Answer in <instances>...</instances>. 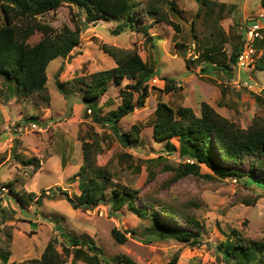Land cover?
Listing matches in <instances>:
<instances>
[{
	"label": "rangeland",
	"instance_id": "1",
	"mask_svg": "<svg viewBox=\"0 0 264 264\" xmlns=\"http://www.w3.org/2000/svg\"><path fill=\"white\" fill-rule=\"evenodd\" d=\"M169 1L176 6L177 12L170 11V17L179 29L158 21L148 30L152 41L146 39L141 26L153 17L140 18L134 28L128 26L115 35L116 20L90 21L84 9L72 4L65 3L37 15V20L55 30L63 26L75 28L79 22L81 43L68 57L50 62L49 104L38 95L19 98L12 94L10 100L0 97V264L40 258L50 241H54L66 264H72L76 248L68 239L70 234L94 241L104 251L98 255L89 251L90 258L83 255L74 264H106L103 257L109 264H116L113 257L119 255L128 256L137 264H169L174 258L175 264H230L217 245L226 237H233V228L264 241V184L252 181L250 176L246 186L239 177L214 180L188 174L168 185L174 171L167 165L177 167L190 160L187 156L182 158L178 151L168 152L167 141L153 136L159 102L176 109L190 106L198 115L206 102L242 127H248L255 117L264 118V69L256 66L260 51L242 66L232 65L227 72L203 66L211 55L219 65H230L237 37L246 36L255 21L264 24V7L261 0H217L226 3V8L216 20V16L208 19L204 14L198 15L197 0ZM43 36L37 31L29 42L34 44ZM104 44L136 49L153 69L144 105L116 123L120 133L133 131L135 125L139 127L138 137L129 146L120 142L105 117L118 108L121 91L134 81L111 80L108 91L98 102L85 103L81 98L93 73L117 65L104 50ZM213 45L217 49H210ZM262 45L264 48V42ZM56 77L73 89L68 97L59 91ZM168 78L174 80L170 91L166 87ZM13 88L14 83L9 87L6 84L4 94L9 95ZM134 95L136 103L138 93ZM99 107L100 114L93 109ZM96 113L98 117L102 115L101 121L96 120ZM32 122L36 127L32 128ZM96 138L101 142L99 163L108 167L112 184L104 202L94 207L74 208L64 194L59 198L55 195L64 191L77 199L81 184L87 179L86 174L79 175L82 143ZM172 141L177 143L175 139ZM160 156L163 158L157 159ZM239 169L243 173L251 170L249 164ZM201 172L212 173L204 164ZM9 182L15 183L20 192L39 195L42 189H49V194L42 204H37L36 199L24 204L3 187ZM123 185L174 203L195 202L203 228L200 241L192 246L174 238L157 237L152 233L151 218L138 215L128 203L113 204L116 188ZM256 194H261L256 204L242 202L243 196ZM113 228L125 232V242L114 239ZM82 248L88 250L87 246ZM7 252H10L9 261L4 262L2 256Z\"/></svg>",
	"mask_w": 264,
	"mask_h": 264
},
{
	"label": "trees",
	"instance_id": "2",
	"mask_svg": "<svg viewBox=\"0 0 264 264\" xmlns=\"http://www.w3.org/2000/svg\"><path fill=\"white\" fill-rule=\"evenodd\" d=\"M200 3L198 15L211 19L224 12L226 3L217 0H197ZM68 3L84 9L90 21L99 19L110 21L114 19L117 25L113 34H120L121 31L131 26L134 28L135 21L140 18L153 17L151 22H145L141 28L147 34L146 39L152 41V35L148 30L158 21L173 25L175 29L179 26L170 17V11L177 12L176 6L169 0H0V97L12 98L11 95L25 98L38 95L48 104L50 95L47 86V69L50 62L58 57L66 58L81 43L82 28L76 22L75 28L63 26L55 30L48 24L37 20V15L51 9H58L61 5ZM264 7V0H261ZM41 31L44 36L32 44L29 39ZM262 37L254 42L256 52H261L257 58L256 66L264 69V27L261 29ZM238 41L233 45L230 58V65H219L213 61L206 60V69L231 70L236 65L240 53L243 51L245 35L240 34ZM221 40L225 41L224 38ZM210 49H217L215 45ZM103 48L110 54L117 65L110 69L97 71L92 74L91 81H87V87L81 96L85 103L98 102L110 85L111 80L120 82L128 78L134 82L124 88L122 102L117 109L109 111L105 119L112 125L118 139L124 145L129 146L133 139L138 137L139 127L135 125L134 130L129 133H120L116 123L121 118L130 114L136 107L144 105L149 96L147 82L153 76V69L148 67L136 49L121 48L112 44H104ZM259 52V53H260ZM200 56V53L198 54ZM197 55V57H198ZM196 57V58H197ZM205 57V56H204ZM199 58V57H198ZM204 68V70H206ZM14 83L13 91L9 95L3 92V86L9 87ZM67 82L60 81L56 77V84L59 91L68 97L73 89L66 87ZM174 80L167 79V91L173 89ZM15 93V94H14ZM138 93L137 102L134 101V94ZM91 110V106H87ZM101 113V108L98 110ZM96 120L101 121L102 115ZM35 119V116H33ZM136 134V135H135ZM153 136L156 140H166L168 152L178 151L182 158L190 161H183L177 167L167 165L168 169L174 171L168 185L174 180L193 174L196 177L210 179L239 177L249 185L250 176L252 181L264 184V118L255 117L248 127H242L239 123L221 115L210 104L203 102L201 114H197L190 106H179L177 109L165 102H159L155 110L153 122ZM175 139L177 143L172 140ZM83 163L79 175L86 174L87 179L81 184L80 193L74 198L64 191L56 194L55 197L64 194L74 208L94 207L106 200L108 186L112 184V176L106 164L99 163L98 153L101 151L99 138L93 141H83ZM160 156L157 159H162ZM206 165L212 173H202L201 165ZM243 164L250 165L248 173L241 172L239 167ZM84 176V175H83ZM260 176L261 178H257ZM14 196H18L22 203L31 204L36 199L37 204H42L49 189H42L37 195L35 192H20L16 189L15 183H5ZM261 194L245 195L242 202L248 205L257 203ZM15 199V198H14ZM128 203L131 210L138 215L152 219V233L160 238H174L179 241L195 245L200 241L202 234V223L196 210L195 202L174 203L166 199L148 194H141V191L123 185L115 191L113 204L115 206ZM112 236L117 242L123 243L127 237L125 232L113 228ZM65 234V233H63ZM233 237H226L217 248L226 261L230 264H264V241L252 239L242 234L238 229H232ZM66 236V235H65ZM71 244L75 246L72 259L74 264L78 258L86 255L90 258L89 251L104 254L103 249L94 241L87 238H79L75 235H68ZM83 246L88 250L84 251ZM10 252L2 256L4 262L9 261ZM95 256V255H94ZM106 264V257H103ZM174 258L169 264H175ZM116 264H137L132 258L119 255L113 257ZM11 264H66V259L50 241L45 247L40 258H31L22 262H11Z\"/></svg>",
	"mask_w": 264,
	"mask_h": 264
},
{
	"label": "built area",
	"instance_id": "3",
	"mask_svg": "<svg viewBox=\"0 0 264 264\" xmlns=\"http://www.w3.org/2000/svg\"><path fill=\"white\" fill-rule=\"evenodd\" d=\"M264 19V15H262ZM264 22V21H263ZM264 27L260 21H255L253 25L249 26L247 34L245 36L244 48L240 53L237 65L242 66L248 58L255 56L256 49L254 42L257 38L262 37L261 29ZM32 128L36 127V123H31Z\"/></svg>",
	"mask_w": 264,
	"mask_h": 264
},
{
	"label": "crops",
	"instance_id": "4",
	"mask_svg": "<svg viewBox=\"0 0 264 264\" xmlns=\"http://www.w3.org/2000/svg\"><path fill=\"white\" fill-rule=\"evenodd\" d=\"M222 70V69H221ZM223 72H227V71H224V70H222ZM229 71V70H228Z\"/></svg>",
	"mask_w": 264,
	"mask_h": 264
},
{
	"label": "clouds",
	"instance_id": "5",
	"mask_svg": "<svg viewBox=\"0 0 264 264\" xmlns=\"http://www.w3.org/2000/svg\"><path fill=\"white\" fill-rule=\"evenodd\" d=\"M32 123H34V122H32Z\"/></svg>",
	"mask_w": 264,
	"mask_h": 264
}]
</instances>
